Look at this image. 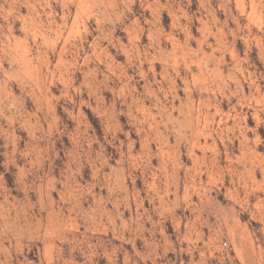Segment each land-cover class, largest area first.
<instances>
[{"label": "rangeland", "instance_id": "1", "mask_svg": "<svg viewBox=\"0 0 264 264\" xmlns=\"http://www.w3.org/2000/svg\"><path fill=\"white\" fill-rule=\"evenodd\" d=\"M0 264H264V0H0Z\"/></svg>", "mask_w": 264, "mask_h": 264}]
</instances>
